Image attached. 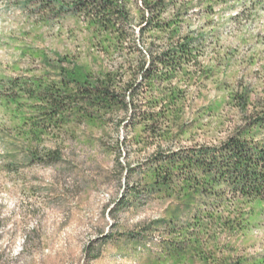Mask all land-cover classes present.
Instances as JSON below:
<instances>
[{
	"label": "trees",
	"instance_id": "trees-1",
	"mask_svg": "<svg viewBox=\"0 0 264 264\" xmlns=\"http://www.w3.org/2000/svg\"><path fill=\"white\" fill-rule=\"evenodd\" d=\"M8 1L38 23L71 19L82 24L90 35L88 56L106 60L78 67L70 54L55 64L44 50L29 51L32 65L0 82V110L9 124L4 132L14 153L29 164H53L74 128L102 129L120 113L119 124L140 126L152 141H171L187 93L179 85L195 76L192 69L203 48V37L182 32L186 11L179 5L186 0ZM232 99L247 111L246 90ZM262 131L264 103L241 129L216 144L157 147L138 166L140 181L124 183L134 201L139 195L173 200L180 211L154 223L153 230L160 232L157 261L264 264V255L246 254L238 244L255 208L264 206ZM126 171L130 176L135 169ZM126 199L122 196L115 206L129 203Z\"/></svg>",
	"mask_w": 264,
	"mask_h": 264
},
{
	"label": "rangeland",
	"instance_id": "rangeland-1",
	"mask_svg": "<svg viewBox=\"0 0 264 264\" xmlns=\"http://www.w3.org/2000/svg\"><path fill=\"white\" fill-rule=\"evenodd\" d=\"M184 4L179 5L186 11L182 32L203 37V48L192 69L195 76L179 85L187 93L171 141H152L140 126L119 124L120 113L102 129L74 128L58 162L29 164L13 152L0 110V264H164L155 257L160 232L154 223L179 214L177 204L140 195L134 201L124 183L140 181L138 166L157 147L216 144L241 129L264 103V0ZM89 48L82 24L38 23L0 0V82L31 66L29 51L36 49L55 64L65 54L74 56L78 67L106 64L101 55L88 56ZM243 90L249 94L246 112L232 99ZM258 138L264 143V131ZM127 167L135 169L130 176ZM124 195L129 203L115 206ZM254 213L238 244L246 254L264 255V206Z\"/></svg>",
	"mask_w": 264,
	"mask_h": 264
}]
</instances>
